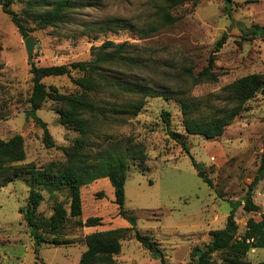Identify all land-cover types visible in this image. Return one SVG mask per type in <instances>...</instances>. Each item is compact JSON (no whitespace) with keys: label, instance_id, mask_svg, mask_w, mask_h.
Instances as JSON below:
<instances>
[{"label":"rangeland","instance_id":"obj_1","mask_svg":"<svg viewBox=\"0 0 264 264\" xmlns=\"http://www.w3.org/2000/svg\"><path fill=\"white\" fill-rule=\"evenodd\" d=\"M54 0H40L48 7L28 8L26 0H13L11 8L24 19L34 37L31 59L27 58L24 37L0 6V138L15 134L23 138L25 159L42 166L50 161L64 160L63 148L72 144L77 133L59 123L57 104L47 100L36 110V116L47 123L53 145L48 146L42 128L27 116L28 98L32 89L30 64L37 66L69 64L92 57V46L104 41L125 43L122 54L137 61L134 66H112L117 79L152 88L168 87L177 92L174 98L146 97L136 116L125 123L98 122L89 139L92 153L104 148L110 140L132 143L147 155L142 166L130 161L125 181L124 210L118 214L114 191L107 178L81 187V220L97 216L101 225L86 228L68 220L60 237L72 242L54 246L41 244L34 251L19 207H27L29 185L20 177L0 188V264H76L86 249V234L135 226L149 235L161 248L164 264H188L195 246L209 242V231L222 228L230 211L238 226L245 230L249 217L258 220L264 211V176L252 191L258 211L247 212L241 200L254 180L260 163L264 138V96L257 93L245 103L238 116L217 138L207 139L187 133L181 123L178 99H198L220 105L216 95L222 86L251 74H264V37L245 35L240 27L264 26V0H232L231 14L224 11V0H194L171 11L177 20L171 25L146 33L159 22L156 14L159 0H73L74 7L66 12L67 19L53 26L38 27L34 13L48 9ZM241 23V24H240ZM226 32L227 39L215 53L216 82L193 84L183 76L184 70L194 73L206 65L216 40ZM79 74L73 72L72 77ZM72 77H46L42 81L61 93H75ZM101 96L113 99L108 95ZM170 113L167 127L161 112ZM176 131L186 143L189 154L171 139L167 130ZM192 156L202 164L209 178L207 185L197 175ZM145 169V174L141 170ZM37 213L48 217L54 199L45 190ZM58 201L66 199L65 192L56 193ZM120 251L114 264H162L139 241L131 230L120 240ZM246 259L249 264L264 263V249L252 248ZM213 264H220L215 255Z\"/></svg>","mask_w":264,"mask_h":264},{"label":"trees","instance_id":"obj_2","mask_svg":"<svg viewBox=\"0 0 264 264\" xmlns=\"http://www.w3.org/2000/svg\"><path fill=\"white\" fill-rule=\"evenodd\" d=\"M40 0H26L28 8L48 7ZM156 14L159 22L146 30L153 32L159 27L171 25L177 20L171 11L176 7L194 0H159ZM13 0H0L4 13L9 15L19 34L24 38L32 31L24 24V19L11 8ZM232 0H224V11L231 14ZM73 0H54L48 9L33 14L32 19L38 27L53 26L66 21V12L74 7ZM241 24V23H240ZM245 35L264 37V26L252 25L240 27ZM227 39L226 32L216 40L214 50L208 57L207 65L198 73L190 69L184 70L183 76L191 79L193 84L201 82H216L218 76L214 71L215 53L220 50ZM125 43L115 44L104 41L99 46H92V57L88 60L73 61L69 64H54L37 66L29 62V72L32 75V89L28 98L30 109L27 116L43 130L44 141L48 146L53 142L47 128V123L36 116V110L47 100L55 101L59 123L77 133L72 144L63 148L64 160L50 161L42 166H35L33 162L22 163L25 159L23 138L15 134L8 139L0 138V188L20 177L28 180L27 207H19V213L33 240L34 251L38 252L43 243L54 246L66 245L72 241L60 237L65 223L75 220L78 227H96L102 220L97 216H88L81 220L82 200L81 187L100 178H107L113 187L114 203L118 206V214L126 217L124 210L125 181L130 161L137 166L147 160V155L136 149L132 143H122L110 140L107 145L92 153L89 148L90 136L98 122L125 123L126 119L136 116L143 107L146 97H162L172 99L177 92L168 87L152 88L147 85L133 84L117 79L110 70L112 66H134L137 61L122 54ZM79 74L72 77V73ZM72 77L77 91L75 93H61L53 86H46L42 81L46 77ZM257 93L264 96V74L251 73L241 76L231 83L221 87L216 95L220 105L215 106L210 99L179 98L181 123L189 134L201 135L211 139L221 136L225 128L239 115L246 102ZM102 94L113 99L101 96ZM161 117L168 127L170 113L161 112ZM168 136L178 142L186 154L189 149L180 139L178 132L167 130ZM257 174L241 200L231 204L232 210L242 205L247 212L258 211L259 206L252 200V191L257 181L264 176V138ZM191 157L197 175L211 186L209 178L203 171L202 164ZM145 174V169L141 170ZM45 190L54 199L52 212L48 217L37 213ZM65 192L66 199L58 201L56 193ZM130 226L103 231H93L86 234L83 242L86 249L82 252L76 264H114V255L120 251V240L132 230L134 238L139 241L151 254L158 257L164 264L161 248L149 235L142 234L135 226V217L129 216ZM238 226L232 211L227 216L225 225L209 231V242L203 246H195L191 252L188 264H213L214 256L220 258V264H249L246 259L252 248L264 249V211L255 220L249 217L245 230L238 234ZM264 264V263H263Z\"/></svg>","mask_w":264,"mask_h":264},{"label":"water","instance_id":"obj_3","mask_svg":"<svg viewBox=\"0 0 264 264\" xmlns=\"http://www.w3.org/2000/svg\"><path fill=\"white\" fill-rule=\"evenodd\" d=\"M34 43L35 42H34L33 35H29L28 37L24 39V47H25L26 55L28 59H31L33 49L38 47V45H34Z\"/></svg>","mask_w":264,"mask_h":264},{"label":"crops","instance_id":"obj_4","mask_svg":"<svg viewBox=\"0 0 264 264\" xmlns=\"http://www.w3.org/2000/svg\"><path fill=\"white\" fill-rule=\"evenodd\" d=\"M86 228H92V227H86ZM95 231V230H94Z\"/></svg>","mask_w":264,"mask_h":264},{"label":"built area","instance_id":"obj_5","mask_svg":"<svg viewBox=\"0 0 264 264\" xmlns=\"http://www.w3.org/2000/svg\"><path fill=\"white\" fill-rule=\"evenodd\" d=\"M262 196L264 197V193L262 194Z\"/></svg>","mask_w":264,"mask_h":264}]
</instances>
